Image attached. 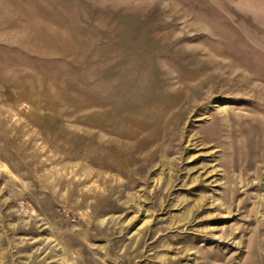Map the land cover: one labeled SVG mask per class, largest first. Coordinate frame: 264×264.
<instances>
[{
    "label": "rangeland",
    "instance_id": "374dc122",
    "mask_svg": "<svg viewBox=\"0 0 264 264\" xmlns=\"http://www.w3.org/2000/svg\"><path fill=\"white\" fill-rule=\"evenodd\" d=\"M0 264H264V0H0Z\"/></svg>",
    "mask_w": 264,
    "mask_h": 264
}]
</instances>
